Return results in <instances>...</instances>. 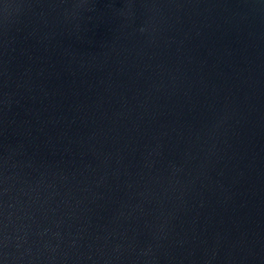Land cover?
I'll list each match as a JSON object with an SVG mask.
<instances>
[{"label": "water", "instance_id": "obj_1", "mask_svg": "<svg viewBox=\"0 0 264 264\" xmlns=\"http://www.w3.org/2000/svg\"><path fill=\"white\" fill-rule=\"evenodd\" d=\"M0 264H264V0H0Z\"/></svg>", "mask_w": 264, "mask_h": 264}]
</instances>
